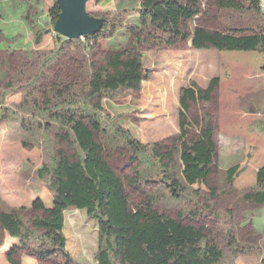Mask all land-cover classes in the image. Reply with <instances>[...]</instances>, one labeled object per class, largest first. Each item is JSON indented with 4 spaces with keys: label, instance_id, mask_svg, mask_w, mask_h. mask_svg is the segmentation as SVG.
Returning a JSON list of instances; mask_svg holds the SVG:
<instances>
[{
    "label": "trees",
    "instance_id": "1",
    "mask_svg": "<svg viewBox=\"0 0 264 264\" xmlns=\"http://www.w3.org/2000/svg\"><path fill=\"white\" fill-rule=\"evenodd\" d=\"M195 1L139 0L138 23L130 28V41L125 47L101 54L80 53L75 45H82L88 37L72 41L55 35L52 49L20 54L21 79H12L6 87L18 90L21 99L15 106L0 109V121H16L24 133L41 140L46 163L38 176L54 206L30 217L20 211L0 212V248L6 236L17 241L8 253L10 264H22V252L42 264H74L65 236V213L70 209L84 212L97 225L96 264H236L243 250L230 229L225 230L226 251L216 237H202L172 219L138 222L128 209L121 178L101 156L94 138L97 133L118 134L136 154L131 158L133 169L126 180L141 197V208L182 204L192 220L203 212L214 214L209 200L202 201V191L196 189L205 180L216 149L211 112L204 113L198 138L183 149L177 136L143 144L105 107L107 101L142 88L149 79L143 63L144 48L149 43L177 46L186 35L184 13L203 12ZM262 3L263 0H219L224 20L252 18L253 26L262 33L220 34L218 47L222 52L258 53L263 58L264 72ZM31 28L34 31L35 26ZM235 28L238 27L232 29ZM41 35L42 32L37 34L39 39ZM13 58L11 55L5 60L7 65ZM34 60L38 61L37 70L28 78L27 69ZM192 87L204 102L211 100V88L202 89L196 84ZM55 130L65 132L75 150L69 164L58 155ZM239 171L238 165L227 171L230 186ZM243 199L247 204L264 206V165L257 170L255 189L244 194ZM257 264H264V258Z\"/></svg>",
    "mask_w": 264,
    "mask_h": 264
},
{
    "label": "rangeland",
    "instance_id": "2",
    "mask_svg": "<svg viewBox=\"0 0 264 264\" xmlns=\"http://www.w3.org/2000/svg\"><path fill=\"white\" fill-rule=\"evenodd\" d=\"M15 1L0 0V109L20 102V92L6 87L12 79H21L20 54L52 49L56 35L57 0ZM194 4L200 5L203 12L184 13L186 35L177 46L149 43L144 48L143 63L149 79L142 88L107 101L105 107L143 144L177 136L183 149L198 138L203 115L211 112L216 149L208 174L196 189L202 191V201L209 200L214 214L203 212L192 220L184 213L182 204L157 205L152 210L141 208V197L126 180L133 169L131 158L136 154L118 134L97 133L94 138L101 156L121 178L128 209L138 222L172 219L202 237H216L226 251L225 230L230 229L243 250L236 264H257L264 258V206L247 204L243 196L255 189L257 170L264 165L263 58L256 52H222L218 37L262 32L253 26L252 18L224 20L219 0H196ZM139 5V0H89V15L107 23L100 33L83 39V46L76 44L75 50L101 54L127 46L130 28L138 23ZM262 7L264 11V0ZM233 26L238 28L232 29ZM39 32L41 39L37 36ZM11 55L14 58L7 65L5 60ZM37 65V60L30 64L28 78L36 72ZM193 84L211 88V100L204 102ZM53 138L59 157L69 164L75 150L67 134L55 130ZM45 163L40 139L24 133L16 121H0V212L20 211L30 217L38 210L54 206L51 194L38 176ZM237 165L240 171L230 186L226 173ZM215 194L218 196L212 200ZM65 220L67 249L74 264H96V223L76 209L67 211ZM14 246L17 243L6 236L0 248V264H10L8 253ZM19 260L22 264H42L27 252H22Z\"/></svg>",
    "mask_w": 264,
    "mask_h": 264
},
{
    "label": "water",
    "instance_id": "3",
    "mask_svg": "<svg viewBox=\"0 0 264 264\" xmlns=\"http://www.w3.org/2000/svg\"><path fill=\"white\" fill-rule=\"evenodd\" d=\"M89 0H57L59 15L54 33L68 40H80L101 32L107 21L87 12Z\"/></svg>",
    "mask_w": 264,
    "mask_h": 264
},
{
    "label": "crops",
    "instance_id": "4",
    "mask_svg": "<svg viewBox=\"0 0 264 264\" xmlns=\"http://www.w3.org/2000/svg\"><path fill=\"white\" fill-rule=\"evenodd\" d=\"M183 19H184V17H183ZM12 241H15V240H13V239H11ZM15 242H17V241H15Z\"/></svg>",
    "mask_w": 264,
    "mask_h": 264
},
{
    "label": "built area",
    "instance_id": "5",
    "mask_svg": "<svg viewBox=\"0 0 264 264\" xmlns=\"http://www.w3.org/2000/svg\"><path fill=\"white\" fill-rule=\"evenodd\" d=\"M82 44H85V42H83Z\"/></svg>",
    "mask_w": 264,
    "mask_h": 264
},
{
    "label": "bare ground",
    "instance_id": "6",
    "mask_svg": "<svg viewBox=\"0 0 264 264\" xmlns=\"http://www.w3.org/2000/svg\"><path fill=\"white\" fill-rule=\"evenodd\" d=\"M84 38V37H83Z\"/></svg>",
    "mask_w": 264,
    "mask_h": 264
}]
</instances>
